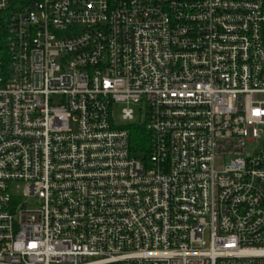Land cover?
<instances>
[{"label":"built area","instance_id":"built-area-1","mask_svg":"<svg viewBox=\"0 0 264 264\" xmlns=\"http://www.w3.org/2000/svg\"><path fill=\"white\" fill-rule=\"evenodd\" d=\"M0 264H264V0H0Z\"/></svg>","mask_w":264,"mask_h":264},{"label":"trees","instance_id":"trees-1","mask_svg":"<svg viewBox=\"0 0 264 264\" xmlns=\"http://www.w3.org/2000/svg\"><path fill=\"white\" fill-rule=\"evenodd\" d=\"M149 133L145 126H131V148L136 154L147 157L149 151Z\"/></svg>","mask_w":264,"mask_h":264},{"label":"rangeland","instance_id":"rangeland-1","mask_svg":"<svg viewBox=\"0 0 264 264\" xmlns=\"http://www.w3.org/2000/svg\"><path fill=\"white\" fill-rule=\"evenodd\" d=\"M121 110H122V107H120V108H118L116 110V116L119 118L120 121H122V119H121ZM140 119H141V115L139 113L138 108H136L134 123H138ZM128 123H125V124H128ZM26 203L28 204V206H35L36 203H37V200L36 199H33V200H31V202L29 201V202H26Z\"/></svg>","mask_w":264,"mask_h":264}]
</instances>
